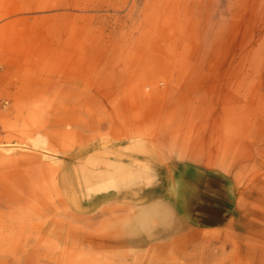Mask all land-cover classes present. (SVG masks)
Listing matches in <instances>:
<instances>
[{
    "label": "rangeland",
    "instance_id": "rangeland-1",
    "mask_svg": "<svg viewBox=\"0 0 264 264\" xmlns=\"http://www.w3.org/2000/svg\"><path fill=\"white\" fill-rule=\"evenodd\" d=\"M0 264H264V0H0Z\"/></svg>",
    "mask_w": 264,
    "mask_h": 264
}]
</instances>
